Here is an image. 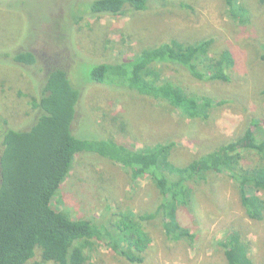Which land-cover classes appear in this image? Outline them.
I'll use <instances>...</instances> for the list:
<instances>
[{
    "label": "trees",
    "instance_id": "16d2710c",
    "mask_svg": "<svg viewBox=\"0 0 264 264\" xmlns=\"http://www.w3.org/2000/svg\"><path fill=\"white\" fill-rule=\"evenodd\" d=\"M240 2L225 0L228 17L239 27L250 21V10ZM147 6L148 0H77L73 8L60 6L64 10L58 19L62 32L46 34L38 18L28 32L30 37L19 41H37L46 34L53 40L64 38L70 47L65 39V21L75 30L90 18L120 17L130 11H144ZM45 12L40 17L51 30L57 19ZM214 43L213 38L194 43L174 40L144 49L121 64L86 56V61L96 64L86 82L71 75L78 58L75 51L68 66L60 57L63 65L53 64L48 69L51 59L44 60L45 82L39 83L32 76L31 90L19 94L28 118L19 127H12L9 120L0 126V264H96L95 253L101 245L112 249L123 262L142 264L153 240L147 230L158 223L170 244L194 246L197 234L183 225L179 215L192 208L194 194L212 177L233 182L247 217L264 220V136L259 135L264 133L263 119H253L240 138L214 151H201L188 165L174 162L175 141L137 147L125 137V128L117 136L115 131L87 136L80 129L83 114L88 112L87 97L83 102L81 99L94 85L104 86L111 93L136 92L167 104L191 121L208 120L211 109L222 104L210 96L188 93L180 82L165 75V68H180L198 81L230 82L234 55L231 51L214 54ZM14 61L15 66L29 72L38 66L39 58L28 50L20 52ZM5 92L6 83L1 79L0 97ZM115 123L121 126L123 119ZM85 155L122 165L134 183L149 178L158 200L145 212L125 211L112 229L98 225L97 217L73 220L66 211L56 210L53 200L73 175L75 160ZM236 228L221 237L217 243L220 252L227 264H255L251 245Z\"/></svg>",
    "mask_w": 264,
    "mask_h": 264
},
{
    "label": "rangeland",
    "instance_id": "374dc122",
    "mask_svg": "<svg viewBox=\"0 0 264 264\" xmlns=\"http://www.w3.org/2000/svg\"><path fill=\"white\" fill-rule=\"evenodd\" d=\"M75 1L0 0V80L6 83V92L0 97V126L9 120L12 127H19L26 121L28 109L19 94L31 90L32 76L39 83L45 82L47 71L43 62L48 58L52 62L49 68L53 64L63 65L60 57L68 66L75 51L78 58L71 75L86 82L96 66L86 61V56L121 64L155 45L174 40L194 43L205 38L214 39V54L231 51L234 55L236 64L230 82L198 81L180 68H165V75L180 82L188 93L210 96L222 104L211 109L208 120L191 121L167 104L136 92L111 93L104 86L94 85L93 89L87 88L88 93L81 99L83 102L87 97L88 111L83 114L82 133L89 136L98 132L101 136V132L109 135L115 131L117 136L125 128V137L137 147L175 141L174 162L188 165L201 151H214L240 138L253 119L264 121V0H240L250 10L249 23L241 27L228 17L225 0H148L144 11L90 18L92 22L75 28L76 33L71 23L65 21L64 30L68 32L65 39L73 50L70 51L64 38L53 40L46 34L62 32L58 25L64 13L61 7L73 8ZM45 9L53 20L57 19L51 30L40 17L46 14ZM38 18L46 34L37 41L21 43L19 40L30 37L28 32ZM28 50L38 56L39 63L26 72L15 66L14 60L20 52ZM121 119V126L115 123ZM27 124L28 121L24 126ZM0 131L2 134L3 129ZM134 182L122 165L96 155L81 156L75 160L73 175L53 200V207L66 211L73 220L97 217L98 225L112 229L125 211L142 213L158 200V192L149 178ZM261 195L264 197V193ZM179 219L197 234L196 245L170 244L160 223L149 225L147 231L153 240L142 264H227L217 243L236 227L251 245L255 264H264V220L247 217L233 182L212 177L196 191L192 208L181 211ZM122 260L112 249L101 245L94 261L130 264Z\"/></svg>",
    "mask_w": 264,
    "mask_h": 264
},
{
    "label": "flooded vegetation",
    "instance_id": "af4514ba",
    "mask_svg": "<svg viewBox=\"0 0 264 264\" xmlns=\"http://www.w3.org/2000/svg\"><path fill=\"white\" fill-rule=\"evenodd\" d=\"M50 65H52V62H50V63L48 64V68H49Z\"/></svg>",
    "mask_w": 264,
    "mask_h": 264
}]
</instances>
